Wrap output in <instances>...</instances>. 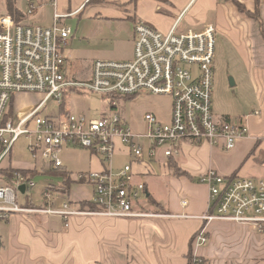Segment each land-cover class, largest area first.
<instances>
[{
    "label": "built area",
    "instance_id": "1",
    "mask_svg": "<svg viewBox=\"0 0 264 264\" xmlns=\"http://www.w3.org/2000/svg\"><path fill=\"white\" fill-rule=\"evenodd\" d=\"M35 8V3H30L27 14H33ZM67 16L55 10L52 25L42 26L20 24L9 14L0 15V220L24 212L57 215L66 221L76 214L157 216L143 210L142 202L148 200L147 187L138 176L157 175V167L169 169L171 159L180 156L185 143H209L231 150L248 135L242 119L218 117L213 110L218 27L208 23L201 29L179 32L176 23L168 33H162L138 21L134 27L133 58L96 59L90 78L79 81L68 76L65 69L64 47L72 33V28L63 22ZM81 89L107 97L111 107L117 105L116 99L140 92L170 95V117L162 121L148 112L143 117L144 131H134L121 111L105 112L99 118L62 111L67 95ZM22 92H36L42 97L34 106L16 111L11 102ZM51 99L59 104L60 111L44 115ZM30 123L37 125L35 131L28 128ZM22 137L29 141L31 156L42 157L47 170L64 167L60 153L68 144L101 157L103 170L75 175L76 181L92 185L91 202L98 208L73 209L68 201L57 206V198L48 189L43 191L45 205L22 202L21 196H27L36 185L34 177L19 171L10 176L2 171L5 168L1 163ZM119 149H124L131 159L115 172L111 159ZM198 179L208 186L209 201L201 216L205 225L195 236L196 248L208 244L207 226L214 220L264 224V177L224 176L211 168ZM22 184L26 186L25 193L20 190ZM186 203L185 199L183 204Z\"/></svg>",
    "mask_w": 264,
    "mask_h": 264
},
{
    "label": "crops",
    "instance_id": "2",
    "mask_svg": "<svg viewBox=\"0 0 264 264\" xmlns=\"http://www.w3.org/2000/svg\"><path fill=\"white\" fill-rule=\"evenodd\" d=\"M239 1L246 10L239 9L230 0H29L36 8L31 14L34 17L26 19V23L50 26L55 10L68 14L63 19L65 24L74 16L84 14L83 29L77 32L76 42L85 44L88 41L89 45L93 42L100 46L104 41L115 43L125 38L132 55L134 27L138 21L162 33H168L177 23L180 32L203 28L208 24H205L207 14L214 12L243 67L244 78L238 81L235 77L230 87L240 86L247 90V94L239 98L238 111L226 110L216 115L242 119L248 127V135L239 139L231 150L209 143H185L180 156L171 159L186 172L180 176L173 173L171 165L169 169L157 167V175L138 176L137 179L146 182L149 197L142 202L143 210L157 216L126 218L76 214L66 221L61 216L45 213L11 214L8 219L0 220V264H189L191 243L205 225L201 216L209 201L208 186L199 182V176L212 168L224 176L264 177V0H260L259 10L257 0ZM245 11L258 13L263 23ZM74 35L72 28L64 47L65 69L73 78L74 59L81 56L77 52L66 53L65 49L75 44ZM108 54V50L99 48L93 55ZM90 76L91 73L88 78ZM14 101L16 111L34 106L17 107ZM61 110L71 111L64 105ZM66 147L69 148V144L63 148ZM88 151L90 167L86 171L103 170L101 157ZM117 153L125 154V150L119 149ZM63 163L61 170L70 173L74 182L68 192H55L57 206L68 201L73 209H82L81 202L92 199L93 187L76 181L75 175L85 171L74 173L69 163ZM19 168L47 170L36 165ZM160 175L163 176L160 182L149 183L150 177ZM83 184H88L89 189ZM73 186H76V196L71 198ZM62 194L66 196L60 199ZM185 199L187 203L183 204ZM32 202L34 206L46 204L45 199L42 204H37L33 198ZM228 226L236 229L228 230ZM248 226L228 220L210 222L206 230L209 243L196 248L194 241L191 264H264V226L257 232ZM227 242L237 245L226 246Z\"/></svg>",
    "mask_w": 264,
    "mask_h": 264
},
{
    "label": "rangeland",
    "instance_id": "3",
    "mask_svg": "<svg viewBox=\"0 0 264 264\" xmlns=\"http://www.w3.org/2000/svg\"><path fill=\"white\" fill-rule=\"evenodd\" d=\"M55 5V3H54ZM17 6L25 13L24 18L32 19L34 16L27 14V9L29 6V0H18ZM6 3L5 0H0V14H5ZM82 16H74L69 19L66 23L67 26H71L74 29L75 44L67 46L65 49L66 53L77 52L81 58H76L74 65V77L79 81L86 80L92 70L93 61L96 59L103 60H118V61H128L133 58L132 49L130 44L125 38H120L115 43L111 40L104 41L102 45H95L93 42L89 45L88 41L85 44L77 41L81 29H83L82 22L85 18ZM213 22L219 28L216 35V48H215V60H214V86H213V110L215 114H221L226 110L238 111L241 107L239 98L242 94L246 95L247 90L244 87L234 86L230 87V79H238L241 81L244 77L242 76L243 67L239 61L237 51L231 42V40L226 36L225 32L220 29L221 21L218 19L214 12L207 14V19L205 24ZM78 32V33H77ZM77 33V34H76ZM104 48L109 51L108 55L105 56H94V50ZM116 52V53H114ZM65 54V53H64ZM41 94L36 92H27L22 94H17L14 101V106L22 107L24 105H35L41 99ZM116 106L111 107V101L107 97L101 95L100 93L88 92L84 90H76L70 92L65 98L64 106L70 109L74 115H86L90 118H99L105 112H117L121 111L124 115L126 121L132 126L134 131H144L146 128V122L143 119L144 115L148 112L155 113L159 119L162 121H167L170 117L172 97L170 95H157L150 92H140L136 95L124 96L116 99ZM60 111V106L54 99H51L47 103L46 109L43 110V114H55ZM233 114V113H232ZM31 130H36L37 125L30 123L28 126ZM29 141L22 137L14 145L11 155H8L1 163L3 168L10 166L17 167H31L36 165L37 168H43L46 166L45 161L42 157L33 158L31 153L28 151ZM69 148H63L60 153V157L63 162L69 163L68 166L73 170L74 173L79 171L89 170V151L81 148L69 145ZM113 168L117 172L121 167H123L129 158L126 154L117 153L111 159ZM159 173V172H158ZM163 176H158L155 178H149V183L160 182ZM36 185L29 189L27 196L22 195L21 201L25 202L26 197L33 198L37 204L44 203L43 191L46 183L59 181V177L52 176L50 174H39L34 177ZM86 189H89L88 184H83ZM75 187L71 189V198L76 196ZM83 192V191H82ZM53 196L57 198L55 192H52ZM65 197V194L60 196ZM70 198V197H67ZM57 205V201H56ZM253 226V227H252ZM262 226L249 225V229L257 232V230L263 229ZM228 230H235L236 227L228 226ZM209 243V242H208ZM226 246L237 245L236 242H227ZM208 245V244H207ZM215 257H218L216 254Z\"/></svg>",
    "mask_w": 264,
    "mask_h": 264
},
{
    "label": "trees",
    "instance_id": "4",
    "mask_svg": "<svg viewBox=\"0 0 264 264\" xmlns=\"http://www.w3.org/2000/svg\"><path fill=\"white\" fill-rule=\"evenodd\" d=\"M230 1H232L234 4H236L239 7V9H242V10L245 9L243 4L239 0H230ZM17 2H18V0H5V3H6V12L5 13L13 16V18L15 19V21L17 23L28 24V23L25 22L26 21V18H24L25 17V13L17 6ZM256 6H257V9L259 10L260 0H257ZM245 12L247 14H249L250 16H253L256 19L260 20L258 13L253 14L250 11H245ZM260 23L262 24L263 21L260 20ZM11 105L13 107V103ZM170 165H171V168H172L174 174L180 176V175L186 173V172L182 171V169L173 160L170 161ZM2 171L7 173V174H9L10 176H12L15 171H19V172L23 173L24 175H31L33 177H35V176H37L39 174H50L52 176H57V177H59V181L57 183H55V182L46 183L45 189H48L51 192H59V191L68 192V190L70 189V186L74 182L72 177H71V175H70V173H68L66 171H63V170H51L50 169V170L42 171V170H39V169L9 167V168L2 169ZM147 195H148V193H147ZM148 200H149V197H148ZM26 204L34 205L33 202H32V199L29 198V197L26 198ZM81 208L82 209L96 210L98 207L96 205H94L91 202V200H84V201L81 202ZM194 241L195 240L193 239V241L191 243V250H190V253L188 255L189 256V264L193 263V260H194L193 259Z\"/></svg>",
    "mask_w": 264,
    "mask_h": 264
},
{
    "label": "water",
    "instance_id": "5",
    "mask_svg": "<svg viewBox=\"0 0 264 264\" xmlns=\"http://www.w3.org/2000/svg\"><path fill=\"white\" fill-rule=\"evenodd\" d=\"M230 85H234V80L232 78L230 79ZM20 190H21L22 193H25L26 186L24 184H22L20 186Z\"/></svg>",
    "mask_w": 264,
    "mask_h": 264
}]
</instances>
